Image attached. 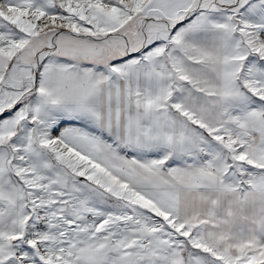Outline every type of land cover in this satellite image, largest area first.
I'll use <instances>...</instances> for the list:
<instances>
[{
	"label": "snow or ice",
	"instance_id": "obj_1",
	"mask_svg": "<svg viewBox=\"0 0 264 264\" xmlns=\"http://www.w3.org/2000/svg\"><path fill=\"white\" fill-rule=\"evenodd\" d=\"M0 264H264V0H0Z\"/></svg>",
	"mask_w": 264,
	"mask_h": 264
}]
</instances>
